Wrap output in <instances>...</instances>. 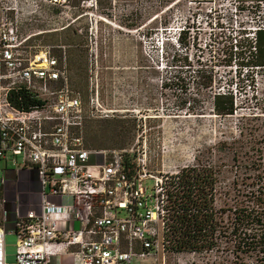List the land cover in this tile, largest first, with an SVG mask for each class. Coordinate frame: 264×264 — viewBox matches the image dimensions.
Wrapping results in <instances>:
<instances>
[{
    "label": "rangeland",
    "instance_id": "rangeland-1",
    "mask_svg": "<svg viewBox=\"0 0 264 264\" xmlns=\"http://www.w3.org/2000/svg\"><path fill=\"white\" fill-rule=\"evenodd\" d=\"M66 1L24 0L19 33L29 38L28 47L49 48L55 57H66L71 85L81 93L89 114L83 128L85 146L144 147L149 170L156 174L187 167L221 171L216 206L231 205L239 189L235 166H242L237 182L245 183V163L264 151V69L243 71L250 76L244 77L236 96L239 108L233 117L216 115L212 98L235 75L234 67L219 66L230 41L251 39L258 26L264 27V0H101V5L88 0L81 5V19H75L78 10ZM160 23H168L167 28ZM64 26L69 30L62 31ZM186 56L190 66L185 65ZM209 78L212 87L205 88ZM2 166L0 179L5 177ZM145 185L150 193L153 181ZM6 245L7 261L13 263L14 234L6 236ZM164 258L165 264L233 261L226 253L213 256V263L189 252H166Z\"/></svg>",
    "mask_w": 264,
    "mask_h": 264
},
{
    "label": "built area",
    "instance_id": "built-area-1",
    "mask_svg": "<svg viewBox=\"0 0 264 264\" xmlns=\"http://www.w3.org/2000/svg\"><path fill=\"white\" fill-rule=\"evenodd\" d=\"M22 23L24 0H0V161L35 170L41 201L39 211L11 217L1 200L0 264H157L161 255L165 264L172 252L169 192L180 170L153 173L144 147L87 148L89 114L71 85L66 57L28 47ZM21 87L41 105L17 108L9 93ZM125 155L132 158L127 170ZM8 234L16 236L13 263L7 261Z\"/></svg>",
    "mask_w": 264,
    "mask_h": 264
},
{
    "label": "trees",
    "instance_id": "trees-1",
    "mask_svg": "<svg viewBox=\"0 0 264 264\" xmlns=\"http://www.w3.org/2000/svg\"><path fill=\"white\" fill-rule=\"evenodd\" d=\"M88 0H67V5L77 8L75 19H81L85 13L81 8ZM101 5V0H98ZM168 3L155 12L165 9ZM58 12H63L59 10ZM109 16L108 13H103ZM156 19V18H155ZM168 23H160L167 28ZM129 29L134 27L125 25ZM62 31L70 26L62 27ZM48 31V30H45ZM52 33V32H49ZM245 32L242 31L241 34ZM45 33H42L43 35ZM183 45L182 40L178 39ZM70 45V44H69ZM185 45V44H184ZM222 52V50H221ZM224 58L219 66L235 68V75L223 85L222 91L215 92L212 98L213 112L220 117H233L239 108L237 94L242 91L243 71L264 69V27L258 26L253 37L231 40L228 50L223 51ZM175 57H172L174 62ZM185 65L190 66L186 56ZM200 74V71L197 72ZM248 73V72H247ZM234 79L236 80L233 84ZM249 79V78H246ZM254 82L253 77L251 78ZM167 86V83H162ZM212 87V79L205 83V88ZM9 100L19 109L31 110L41 102L33 93L23 87L9 93ZM248 118V117H247ZM257 118V117H253ZM254 119V120H255ZM122 122L120 121V124ZM245 163L243 174L245 183L237 182V175L242 178V166L234 170L236 179L234 199L231 205L217 208L218 184L221 171L209 167L196 169L187 167L173 177L169 192L170 225L169 242L174 253L189 252L200 254L213 263V256L229 255L232 264H264V151ZM236 158L237 156L234 155ZM131 157L125 155L122 166L125 170L130 166ZM238 166V167H239ZM248 180V181H246ZM3 187L0 185V203ZM1 221V216H0ZM224 260V259H223Z\"/></svg>",
    "mask_w": 264,
    "mask_h": 264
},
{
    "label": "crops",
    "instance_id": "crops-1",
    "mask_svg": "<svg viewBox=\"0 0 264 264\" xmlns=\"http://www.w3.org/2000/svg\"><path fill=\"white\" fill-rule=\"evenodd\" d=\"M21 162V158L18 159ZM5 177L0 179L3 187L2 199L9 204L8 211L13 217L14 213L22 215L28 209L40 210L41 188L36 171L31 168H17L12 166L9 159L1 160ZM54 200V199H53ZM20 202H24V207ZM57 260V257H52Z\"/></svg>",
    "mask_w": 264,
    "mask_h": 264
}]
</instances>
